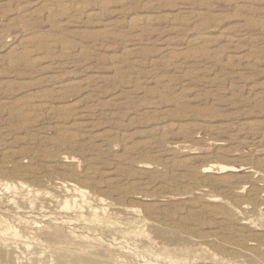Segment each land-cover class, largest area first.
I'll return each instance as SVG.
<instances>
[{
  "label": "rangeland",
  "instance_id": "1",
  "mask_svg": "<svg viewBox=\"0 0 264 264\" xmlns=\"http://www.w3.org/2000/svg\"><path fill=\"white\" fill-rule=\"evenodd\" d=\"M43 1L0 0V181L17 186L0 190V219L28 232L12 206L31 209L22 181L38 191V218L51 211L73 219L37 247L45 251L41 264L50 257V264L61 257L110 264L113 256L124 264H264V134H246L251 123L264 125V0H48L52 11ZM62 1L86 6L88 14L66 18ZM144 13L157 20L138 35L131 18ZM34 34L75 48L67 54L33 43L28 49L38 61L8 65L7 54ZM198 35L209 41L197 43ZM88 80L99 86L82 89ZM32 91H46L60 114L46 116L45 137L28 144L14 112ZM80 121L88 125L74 146L60 138L59 126ZM147 140L153 142L143 148ZM131 144L138 151L128 150ZM4 148L24 153L9 161ZM212 163L236 171L204 172ZM142 164L151 166L147 174ZM224 175L231 183L216 180ZM71 183L85 185L86 197L66 191ZM65 202L72 210H61ZM93 208L100 221L90 220ZM1 247L0 264H31L22 244Z\"/></svg>",
  "mask_w": 264,
  "mask_h": 264
},
{
  "label": "bare ground",
  "instance_id": "2",
  "mask_svg": "<svg viewBox=\"0 0 264 264\" xmlns=\"http://www.w3.org/2000/svg\"><path fill=\"white\" fill-rule=\"evenodd\" d=\"M7 2V1H6ZM11 2V1H10ZM43 3H45L46 7L49 9V11H52V7H50L48 4V0H44ZM51 3V2H50ZM60 6H62V9H63V13L64 15L63 16H66V18H70L72 17L73 15H85L86 13L88 14V8L86 6H81V5H73V4H70V3H67V2H60L59 3ZM54 5V4H53ZM52 5V6H53ZM96 5V4H95ZM94 5V6H95ZM102 5V4H101ZM42 6V5H41ZM56 6V5H55ZM43 7V6H42ZM89 7V6H88ZM102 7V6H101ZM37 8V7H36ZM35 8V9H36ZM19 9V8H18ZM46 9V8H45ZM96 9L99 10V8H93L92 11L90 12V14L92 15H95L97 14L99 11H97ZM43 10V9H42ZM19 11V10H18ZM20 11H22V9H20ZM62 12V11H61ZM49 13V12H48ZM53 13V12H52ZM24 14V13H23ZM55 16V15H53ZM73 16V17H75ZM59 17V16H58ZM60 18V17H59ZM62 19V17H61ZM171 19V18H170ZM154 20H157L155 19V17L153 15H150V14H143V15H140V16H136L133 20L131 18V22H132V26L134 29L137 30L138 32V35H141L147 28L148 25H150L152 22H154ZM66 23V22H65ZM153 24V23H152ZM4 26V25H2ZM25 26V25H24ZM27 26V25H26ZM25 26V27H26ZM7 28V27H6ZM132 28V29H133ZM1 24H0V32H1ZM25 30V29H24ZM23 30V31H24ZM27 30V29H26ZM33 31V30H32ZM147 31V30H146ZM3 34V33H2ZM27 34V33H26ZM136 34V33H135ZM57 35V34H56ZM137 35V36H138ZM39 36V35H38ZM36 36L35 34L34 35H26L25 37L22 38V40H20L19 42V48L16 49L15 51H12L10 52L9 54H7V57L4 58L6 63L8 65H11V66H23V65H26L27 63H30V62H34V60H39V58L41 57L40 55H38L37 53H35L34 51H31L28 49V46H31V44L33 43H43L46 47H49L50 49L54 48V49H59L60 51H62L63 53H67L69 54L70 51H72V48L73 46L71 45H67L66 44H60L58 42H56V38L55 40L54 39H45L42 38V37H38ZM233 37V36H232ZM231 36L226 38L227 39V42H229L230 44L231 43H234V38H232ZM49 38V37H48ZM52 38V37H51ZM192 39V38H191ZM213 39V38H212ZM194 41H196L197 43L198 42H203V43H206V39L205 36H196L193 38ZM64 41V40H63ZM67 41V40H66ZM209 41V40H208ZM212 41V40H211ZM135 42V41H134ZM235 44V43H234ZM16 45V44H15ZM14 46V45H13ZM36 46V45H35ZM41 46V45H39ZM206 46V45H205ZM196 47V46H195ZM36 48V47H35ZM39 48V47H38ZM75 48V47H74ZM73 48V49H74ZM199 48V47H198ZM211 48V47H209ZM32 49V48H31ZM129 49V48H128ZM203 49V48H202ZM14 50V49H13ZM34 50V49H33ZM37 50V49H36ZM198 50V49H197ZM212 51V49H210ZM11 51V50H10ZM74 51V50H73ZM204 51V50H203ZM129 52V51H128ZM205 52V51H204ZM207 52V51H206ZM205 52V53H206ZM170 53V51H169ZM201 54V53H200ZM163 55V54H162ZM166 55V54H165ZM175 55V54H174ZM178 55V54H177ZM199 55V54H198ZM35 56V57H34ZM40 56V57H39ZM69 56V55H68ZM170 56V54H169ZM168 56V57H169ZM179 56V55H178ZM177 56V57H178ZM200 56V55H199ZM242 56V55H241ZM173 57V56H172ZM192 57V55H191ZM196 57V56H195ZM202 57V56H201ZM194 58V57H193ZM198 58V57H197ZM242 58V57H241ZM42 59V58H41ZM203 59V57H202ZM31 60V61H30ZM182 60V59H181ZM185 60V59H184ZM201 60V58H200ZM172 61V60H171ZM179 61V60H178ZM191 61V60H190ZM202 61V60H201ZM207 61V60H206ZM211 61V60H210ZM242 61V60H241ZM174 62V60H173ZM196 62V61H195ZM204 62V61H203ZM186 63V62H185ZM29 65V64H28ZM27 66V65H26ZM32 67V66H31ZM105 77V76H104ZM51 79V78H50ZM90 79V78H89ZM92 79V77H91ZM100 80V78H99ZM104 80V78H103ZM97 80H88L86 83H83L79 86H82V89H87V88H93V86L95 85ZM102 81V79L100 80ZM155 81V79H154ZM75 82V81H73ZM101 83V82H100ZM76 84V83H75ZM97 84V83H96ZM98 85V84H97ZM77 86V85H76ZM78 86V87H79ZM99 86V85H98ZM164 86V85H163ZM166 86V85H165ZM97 87V86H96ZM1 90V88H0ZM82 92V91H81ZM90 92V91H89ZM94 92V91H93ZM89 95V94H88ZM27 97L23 100V102H21V106L18 107V109L14 112L15 116L18 117L20 120H21V126L22 128L24 129H27L26 131H28V135L26 136H23L21 137V139L28 143V144H34L38 141H42V139L45 137L42 135V131H43V122L46 120V116L48 115H51L53 117H56L55 115L53 114H60V111L58 109H56L55 107L51 106L49 103H48V93L46 91H32L30 92L29 94L26 95ZM87 99V98H86ZM180 99V98H179ZM177 100V99H176ZM175 100V101H176ZM17 102V101H16ZM80 103V102H79ZM180 103V102H179ZM76 104V103H75ZM78 105V104H77ZM82 109H83V106H82ZM61 110V108H60ZM65 111V110H64ZM71 111V110H70ZM8 112V111H7ZM10 112V111H9ZM62 112V111H61ZM63 113V112H62ZM66 113V111H65ZM89 114V113H88ZM84 115V114H83ZM101 115V114H100ZM75 118V117H73ZM71 119V117L69 118ZM88 121V120H86ZM86 121H80V122H76L74 124V127L73 126H66L64 124V126H59V135L61 136L60 138H63V140L65 139L67 142H70V144H72L73 146L76 144L75 141H79L81 140V136H83L80 131H82L83 129H85L87 127V123ZM90 122V121H89ZM250 122V121H249ZM19 123V122H18ZM63 124V123H62ZM18 125V124H17ZM59 125V124H58ZM251 126H249V130L248 132H246L247 135L249 134H253V135H256V137H258L259 134H264V125L261 126L258 125L257 123H251L250 124ZM45 127V126H44ZM91 128V126H89ZM88 127V128H89ZM244 128V127H243ZM49 129V128H48ZM222 129V128H221ZM207 130V129H206ZM209 130V129H208ZM220 130V129H219ZM228 130V129H227ZM164 131V130H163ZM180 131V129H179ZM162 132V131H161ZM165 132V131H164ZM6 133V132H5ZM31 136H29L30 134ZM33 135V136H32ZM100 135V134H99ZM102 135V134H101ZM108 135V134H107ZM107 135H102L103 138L105 139L107 137ZM211 135V134H210ZM18 137V136H17ZM18 137V138H20ZM100 137V136H99ZM152 137V136H151ZM102 138V137H101ZM110 138V137H109ZM212 138V137H211ZM111 139V138H110ZM124 139V138H123ZM203 139V138H202ZM215 139V138H214ZM261 139V138H260ZM48 140V139H47ZM87 140V139H86ZM125 140V139H124ZM123 140V141H124ZM106 141V140H105ZM83 142V140H82ZM88 142V141H87ZM90 142V141H89ZM108 142V141H107ZM112 142V141H111ZM153 141L152 140H147L146 142V145L143 146L144 147H147L149 146ZM78 143V142H77ZM6 144H7V141H6ZM9 144V143H8ZM49 144V143H48ZM47 144V145H48ZM105 144V143H104ZM117 144V143H116ZM17 145V144H16ZM118 145V144H117ZM116 145V147H117ZM132 145V144H131ZM206 145V144H205ZM70 146V145H69ZM78 146V145H77ZM97 146V145H96ZM136 146V145H135ZM135 146H127V149L130 150V151H135L137 150L138 148L135 147ZM21 147V146H20ZM23 147V146H22ZM87 147V146H86ZM90 147V146H89ZM107 147V146H106ZM227 147V146H226ZM32 148H34L32 146ZM69 148V147H68ZM72 148V146H71ZM79 148V147H78ZM81 148V147H80ZM108 148V147H107ZM126 148V147H125ZM45 149V148H44ZM117 149V148H116ZM225 149V148H224ZM23 149H14V148H4L2 151H1V155L3 156V158H8L9 161H13V158L15 155L17 154H22L24 153V151H22ZM75 150V149H74ZM77 150V149H76ZM41 151V150H40ZM86 150H84L85 152ZM138 151V150H137ZM110 152V151H109ZM47 153V152H46ZM217 153V152H216ZM231 153V152H230ZM220 155V154H219ZM45 156V155H44ZM229 156V155H228ZM217 157V156H216ZM25 158V157H24ZM37 158V157H36ZM192 158V157H191ZM22 159V158H21ZM26 159V158H25ZM98 159V158H97ZM189 159V158H188ZM202 159V158H201ZM209 159V158H208ZM228 160V159H227ZM8 161V162H9ZM189 161V160H188ZM210 161V159H209ZM211 161H213L211 159ZM224 161V160H223ZM19 162H15V165L14 166H19ZM27 162V161H26ZM139 162V161H138ZM152 162V161H151ZM187 162V161H186ZM184 163H185V160H184ZM228 163V162H227ZM232 163V162H231ZM234 163V162H233ZM262 163V162H261ZM37 164V163H36ZM144 164V163H143ZM142 164V173H146L149 171L148 170V167L150 165H143ZM178 164V163H177ZM176 164V165H177ZM189 164V163H188ZM193 164V163H192ZM180 165V163L178 164ZM57 166H59L57 164ZM181 166V165H180ZM184 166L187 167V164H185ZM216 166V168H219V173H226L228 171H236L235 168L231 167V166H227V165H220V167L216 164V163H212V164H209L207 166L204 167L203 171L204 172H211L213 170V168ZM258 166V165H256ZM51 167V166H50ZM151 167V166H150ZM183 167V166H182ZM51 170V168H49ZM96 170V169H94ZM137 170V169H136ZM140 170V169H139ZM54 171V170H53ZM172 171V170H171ZM174 171V170H173ZM1 172V171H0ZM60 172V171H59ZM95 171H91L89 172L90 174H93ZM99 172V170H98ZM181 172V171H180ZM54 173V172H53ZM141 173V172H140ZM173 173V172H172ZM183 173V172H182ZM6 174V172H5ZM15 174V173H14ZM22 174V173H21ZM50 174V173H49ZM66 174V173H64ZM78 174V173H77ZM88 175V174H87ZM104 175V174H103ZM108 175V173H107ZM192 175V174H191ZM197 175V174H196ZM4 176V175H3ZM19 176V175H18ZM24 176V174H23ZM22 176V177H23ZM94 176V175H92ZM96 176V175H95ZM199 176V175H198ZM76 177V176H75ZM210 177V176H209ZM19 178V177H18ZM28 178V177H27ZM77 178V177H76ZM119 178V177H118ZM249 178V177H248ZM251 178V177H250ZM25 179V178H23ZM71 179V178H70ZM110 179V178H109ZM114 179V178H112ZM120 179V178H119ZM204 179V178H203ZM237 179V178H236ZM29 180V179H28ZM72 180V179H71ZM78 180V179H77ZM107 180V179H106ZM205 180V179H204ZM217 181L219 182H225V183H229L230 180L229 178H227L226 175L224 176H220L219 178H216ZM233 180V179H232ZM46 181V180H45ZM114 181V180H113ZM77 182V181H76ZM93 181H91L90 183H92ZM107 182V181H106ZM207 182V181H206ZM82 183V182H81ZM89 183V182H88ZM231 183V182H230ZM233 183V181H232ZM130 184V183H129ZM88 185V184H87ZM143 185V184H142ZM19 188L25 192L26 194L28 193H31L32 197H27V196H24V198L26 199V201H28L31 206L29 208H26V209H21V206H18V205H12L14 208H15V214H14V218L16 220V223L18 225H20L21 227H23L25 229V231H28L25 235H23L22 233L19 232V230H17L16 226L11 224L10 222H8V220L6 219H0V248H2L1 246H13L14 244H22L23 245V251L24 252H27L29 255L27 259V262L28 263H31V264H41L40 263V260H41V257L43 258V254H45L43 250H37V247L42 245L45 241L47 243H49L51 241V239H53L55 236L58 235V232H59V228H61L60 226L62 225V227H64L65 224H71L72 223V217L70 216H65V215H62L61 213H54V212H47V211H42L40 212L39 216L40 218L37 217V214L34 215L35 213V209L36 208H40L42 210V206L41 207H38L37 205V201H36V198H37V195H38V191L37 190H33L31 188H29L28 185H25L24 182H19ZM258 186V185H257ZM16 185L12 184V183H9V182H1L0 181V190L2 189H11V190H14L16 189ZM87 187V186H86ZM92 187V186H91ZM96 187V186H95ZM123 187V186H122ZM234 187V186H233ZM237 187V186H236ZM124 188V187H123ZM131 188V187H130ZM235 188V187H234ZM125 189V188H124ZM127 189V188H126ZM71 190L72 192H74V195L73 197H86L87 195V190L85 188V185H78L76 183H71L67 186L66 188V191H69ZM123 190V189H122ZM248 190V189H247ZM263 190V189H262ZM126 191V190H125ZM187 191V190H186ZM242 191V190H241ZM245 191V190H244ZM115 192V191H113ZM136 192V191H135ZM141 192V191H139ZM138 192V193H139ZM243 192V191H242ZM2 194V193H0ZM100 194V193H99ZM114 194V193H113ZM142 194V193H141ZM175 194V193H174ZM186 194V193H185ZM40 195V194H39ZM101 195V194H100ZM110 196V195H109ZM126 196V194H125ZM128 196V195H127ZM202 196V195H201ZM264 196V195H263ZM248 197V196H247ZM46 198V197H45ZM68 198V197H67ZM121 198V197H120ZM53 199V198H52ZM60 199V198H59ZM3 200V199H2ZM9 202L11 200H8ZM16 201V200H15ZM41 201V200H40ZM93 201V200H92ZM135 201V200H134ZM3 202V201H2ZM12 202V201H11ZM18 202V201H16ZM47 202V201H46ZM136 202V201H135ZM139 202V201H138ZM187 202V201H186ZM247 202V201H246ZM147 203V202H146ZM165 203V202H164ZM190 202H188L189 204ZM202 203V202H201ZM15 204V203H14ZM61 204V203H60ZM74 204V207L75 209H78V204L75 200V202L72 201V205ZM144 204V203H143ZM70 204V202H65L62 204V208L61 210H72V206ZM141 205V203L139 204ZM152 205V204H151ZM164 205V204H162ZM200 205V204H199ZM53 206V205H52ZM179 206V205H178ZM208 206V205H207ZM224 206V205H223ZM150 207V206H149ZM156 207V206H155ZM164 207V206H163ZM34 208V209H33ZM123 208V207H122ZM192 208V207H191ZM138 208H132L131 211L133 213H137V210ZM152 209V208H151ZM255 209V208H254ZM140 210V209H139ZM154 210V209H153ZM168 210V209H167ZM206 210V209H205ZM247 210V209H246ZM245 210V211H246ZM142 211V210H141ZM149 211V210H148ZM157 211L160 213V214H165V209L164 208H157ZM212 211V210H211ZM214 211V210H213ZM118 212V211H117ZM140 212V211H139ZM229 212V211H228ZM257 212V211H256ZM168 213V211H167ZM190 213V212H189ZM194 213V212H193ZM210 213V212H209ZM1 214V213H0ZM140 214V213H139ZM141 214H143V212H141ZM173 214V213H172ZM221 214V213H220ZM100 213L98 212L97 209L93 208L92 209V218L90 220H97V221H100V217H99ZM153 215V214H152ZM170 215V214H169ZM2 216V215H1ZM0 216V217H1ZM140 216V215H139ZM143 216V215H142ZM195 216V215H194ZM5 217V216H4ZM13 217V216H12ZM77 217H81L82 220H84V222L88 223V221H90L88 218H85L84 217V214H81L80 212L77 213ZM156 217V216H155ZM171 218V217H170ZM185 218V217H184ZM183 218V220H184ZM192 218V217H191ZM40 219V220H38ZM13 220V219H12ZM49 221V222H46V221ZM195 220V219H194ZM216 220V219H215ZM105 221V219H104ZM163 221V220H162ZM46 222V223H45ZM107 222V221H106ZM147 222V221H146ZM161 222V221H160ZM174 222V221H173ZM226 222V221H225ZM94 223V221H93ZM169 223V222H168ZM55 224V225H54ZM57 224V225H56ZM89 224V223H88ZM95 224V223H94ZM106 224V223H105ZM117 224V222H116ZM119 224V223H118ZM235 224V223H234ZM72 225V224H71ZM121 225V223H120ZM186 225V224H185ZM109 226L111 227V225L109 224ZM113 226V225H112ZM198 226V225H197ZM201 226V225H199ZM237 226V225H236ZM108 227V226H107ZM141 227V225H140ZM146 227V226H145ZM193 227V226H192ZM69 228V231L75 233L77 230V227H72L70 225H68V227L66 226V229ZM113 228V227H112ZM122 228V227H121ZM135 228V227H134ZM133 228V229H134ZM197 228V227H196ZM226 228V227H225ZM127 229V228H126ZM190 229V228H189ZM238 229V228H237ZM241 229V227H240ZM125 230V229H124ZM196 230V229H195ZM200 230V229H199ZM218 230V229H217ZM68 231V232H69ZM80 231V230H79ZM130 231V230H129ZM219 231V230H218ZM226 232V231H225ZM229 232V231H228ZM97 233V232H96ZM127 233V232H125ZM214 233V232H213ZM77 234V233H76ZM217 234V233H216ZM235 234V233H234ZM99 235V234H98ZM259 235V234H258ZM77 237L79 238H84L85 236H81V235H76ZM87 236V235H86ZM191 236V235H190ZM99 237V236H98ZM242 237V236H241ZM87 238V237H85ZM103 238V237H102ZM244 238V237H243ZM27 239H29V241H27ZM95 239V238H94ZM117 239V238H116ZM77 240V239H76ZM104 240V239H103ZM125 240V239H124ZM127 240V239H126ZM49 241V242H48ZM212 241V240H211ZM233 241V240H232ZM244 241V240H243ZM242 241V242H243ZM105 242V241H104ZM118 242V241H117ZM251 243V242H249ZM46 244V243H45ZM52 244V243H51ZM79 244V243H78ZM108 244V243H107ZM69 245V244H68ZM74 245V244H73ZM110 245V244H109ZM237 245V244H236ZM256 245V243H255ZM102 246V245H101ZM115 246V245H114ZM244 246V245H243ZM120 247V246H118ZM237 247V246H236ZM108 248L112 249V251H110V253L114 252L116 253L117 251H119L120 253H124L125 249L124 250H121L120 248H117L116 247H111V246H108ZM210 248V247H209ZM208 248V249H209ZM257 248V247H256ZM74 249V248H73ZM104 249V248H103ZM113 249H116L117 251H114ZM97 250V249H96ZM109 250V249H108ZM128 251H130V249H126ZM137 250V249H136ZM262 250V249H261ZM48 251V250H47ZM102 251V250H100ZM142 251V250H141ZM131 252V251H130ZM133 252V251H132ZM48 253V252H47ZM55 253V252H54ZM58 253V252H57ZM106 253V252H105ZM146 253V252H145ZM50 254V253H49ZM101 254V253H100ZM132 254V253H131ZM136 254V253H134ZM138 254V252H137ZM158 254V253H156ZM51 255V254H50ZM113 255V254H112ZM129 255V254H128ZM133 255V254H132ZM141 255V254H140ZM151 256H153L152 254H150ZM24 256V255H23ZM54 256V255H53ZM59 256V255H58ZM73 256V255H70V257ZM75 256V255H74ZM142 256V255H141ZM157 256V255H156ZM159 256V255H158ZM25 257V256H24ZM45 257V256H44ZM47 257V256H46ZM82 257V256H80ZM137 257V256H135ZM155 257V256H154ZM171 257V256H170ZM216 257V256H215ZM57 258V256H56ZM72 258V257H71ZM76 258V257H75ZM109 258V257H108ZM111 258V257H110ZM160 259V257H157ZM155 258V259H157ZM52 258L50 257L49 260H51ZM141 259V258H140ZM186 259V258H185ZM47 260V259H46ZM45 260V261H46ZM49 260H47L45 262V264H50ZM53 260V259H52ZM58 260V259H57ZM123 260V258H122ZM138 260V258H137ZM147 260V259H146ZM166 260V259H165ZM20 262L22 261H25L24 260H20ZM33 263H32V262ZM81 260L79 259H75V261H72V262H67L63 257L59 258L58 260V264H82V262H80ZM129 261V260H128ZM149 261V264H151L152 262L150 260ZM172 261V260H171ZM169 262L170 264H176L174 262ZM188 261V260H187ZM207 261V260H206ZM43 263V261H41ZM53 262V261H52ZM112 262V263H111ZM111 262H109L110 264H124L119 258L118 256L115 257L113 256L112 259H111ZM145 263H148L147 261ZM197 263V262H196ZM200 263V262H199ZM18 264V263H17ZM54 264V263H53ZM93 264V263H92ZM101 264V263H100ZM202 264V262H201Z\"/></svg>",
  "mask_w": 264,
  "mask_h": 264
}]
</instances>
